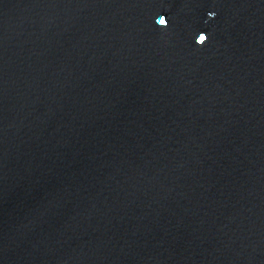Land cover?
Listing matches in <instances>:
<instances>
[{"label": "water", "instance_id": "95a60500", "mask_svg": "<svg viewBox=\"0 0 264 264\" xmlns=\"http://www.w3.org/2000/svg\"><path fill=\"white\" fill-rule=\"evenodd\" d=\"M0 264H264V0H0Z\"/></svg>", "mask_w": 264, "mask_h": 264}, {"label": "clouds", "instance_id": "9594fccd", "mask_svg": "<svg viewBox=\"0 0 264 264\" xmlns=\"http://www.w3.org/2000/svg\"><path fill=\"white\" fill-rule=\"evenodd\" d=\"M156 24H157L158 26L162 27V28L167 27V21H166V19H165L164 16H160L159 19L156 20ZM198 38H199V39L196 40V44H197V45H203L204 43L207 42V39H208L207 36L204 35V34H200V35L198 36Z\"/></svg>", "mask_w": 264, "mask_h": 264}]
</instances>
